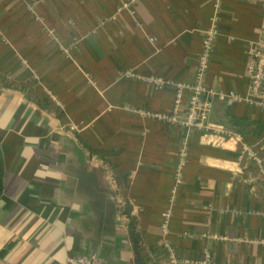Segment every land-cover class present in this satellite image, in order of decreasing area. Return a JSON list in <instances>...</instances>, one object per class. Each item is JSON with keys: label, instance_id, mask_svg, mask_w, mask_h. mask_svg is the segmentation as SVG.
<instances>
[{"label": "crops", "instance_id": "0c3cea01", "mask_svg": "<svg viewBox=\"0 0 264 264\" xmlns=\"http://www.w3.org/2000/svg\"><path fill=\"white\" fill-rule=\"evenodd\" d=\"M0 0L1 264H165L207 248L213 264H264V193L247 151L264 158V109L215 99L208 121L239 137L146 117L169 113L197 81L245 96L247 49L262 14L242 0ZM161 80L158 86L147 79ZM189 93L183 92L180 109ZM187 145L181 181L179 150ZM168 212V233L161 231ZM132 225V235L130 227ZM135 243V244H134Z\"/></svg>", "mask_w": 264, "mask_h": 264}, {"label": "built area", "instance_id": "2783aa9c", "mask_svg": "<svg viewBox=\"0 0 264 264\" xmlns=\"http://www.w3.org/2000/svg\"><path fill=\"white\" fill-rule=\"evenodd\" d=\"M220 0H215V9L218 8ZM257 5L262 14V22L258 30L257 39L248 45L246 73L248 77V86L245 96L231 92L229 94L216 93L207 89L200 81V77L209 67V59L212 50L213 41L218 33L217 21L214 19L212 25L204 32L201 43V51L197 62V81L191 84H177L175 86V99L172 109L169 113H144L146 117L158 120L160 122L180 127L183 130H196L202 134L212 131L213 134L223 133L229 140H238L239 137L232 133L225 132L221 127L213 126L209 123L208 117L212 110L215 99L230 106L237 103L264 109V0H242ZM137 0H128L121 9H131ZM147 82L163 86L164 83L158 79H147ZM189 93V99L186 109L182 112L180 109L183 92ZM256 167L255 185L264 193V158L257 154L247 151ZM187 159V145L184 142L179 150L177 167L175 170V183L181 181L182 170ZM168 212L162 214L161 231L163 236L168 233ZM164 248L167 252L165 264H213L212 255L207 248L200 251L196 257H177L166 243ZM68 264H100L94 256H76L68 260ZM153 264V263H149Z\"/></svg>", "mask_w": 264, "mask_h": 264}, {"label": "trees", "instance_id": "16d2710c", "mask_svg": "<svg viewBox=\"0 0 264 264\" xmlns=\"http://www.w3.org/2000/svg\"><path fill=\"white\" fill-rule=\"evenodd\" d=\"M228 125L230 128L235 129L241 135L259 136L264 129V125L261 123L248 121L244 119H237V118H229ZM3 178H4V166H3L2 155L0 152V197L3 193ZM129 230L132 235V231H133L132 225ZM135 252H136L135 255H136L137 264L148 263L147 258H142L139 255V252L136 247H135Z\"/></svg>", "mask_w": 264, "mask_h": 264}]
</instances>
